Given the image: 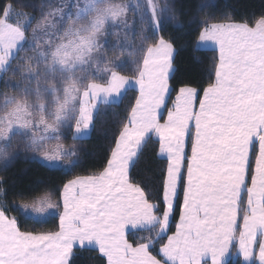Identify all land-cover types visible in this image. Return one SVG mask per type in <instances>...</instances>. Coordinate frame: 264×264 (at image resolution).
<instances>
[{
    "label": "snow or ice",
    "instance_id": "6c2138e0",
    "mask_svg": "<svg viewBox=\"0 0 264 264\" xmlns=\"http://www.w3.org/2000/svg\"><path fill=\"white\" fill-rule=\"evenodd\" d=\"M64 7L76 10L61 7L42 13L31 41L28 25L9 22L12 6L0 8V76L10 70L39 75L32 66L35 61L45 66L46 75L58 74L63 85L45 89L53 95L54 107L39 103L35 115L26 96L4 98L0 159L8 161V148L21 129H34L25 150L39 153L46 162L74 156L75 149L61 142L62 129L71 130L74 122L73 139L81 138L99 112L96 102L121 97L133 79L139 96L106 166L97 174L68 181L62 204L45 196L40 207L35 201L31 206L10 205L0 179V264H72L74 248H98L107 264H208L209 254L211 264H228L226 254L237 245L244 264H264V15L244 22L204 20L199 41L219 45L215 77L202 89L183 85L172 100L170 41L160 36L146 49L142 43L137 51L146 54L142 64L135 62L133 79L117 70L123 62L115 60L101 75L100 37L113 22L129 27L121 19L125 8L113 0H76ZM146 9L158 30L168 9H158L153 0H147ZM26 45L36 55L20 57ZM94 62L98 72L85 83L77 69ZM41 129L43 134H38ZM152 132L159 136L160 153L168 161L155 202L130 172ZM181 189L180 220L164 243ZM46 209L58 212V231H22L16 217L8 215L20 211L39 223L43 216L33 213ZM131 230L148 234L129 242L125 233Z\"/></svg>",
    "mask_w": 264,
    "mask_h": 264
},
{
    "label": "trees",
    "instance_id": "16d2710c",
    "mask_svg": "<svg viewBox=\"0 0 264 264\" xmlns=\"http://www.w3.org/2000/svg\"><path fill=\"white\" fill-rule=\"evenodd\" d=\"M66 2V0H0V8L5 4H10L16 8L19 5L32 4V6L38 5L41 13H48L53 11L56 6L67 5ZM170 2L173 10L172 19H162L157 31L153 30L150 24L151 28L149 27L146 33L148 37L146 42L141 36L137 24L135 22L132 23V18L136 17L137 14L134 15L131 11L127 13L123 20H127L130 27L123 34H125V38L129 39V44L128 46H120L127 48H118L113 52H110L107 46L103 45L101 47L99 52V55H101L99 57L100 74L103 73L102 70L105 67L111 66V61L115 60L117 64L123 62L117 70L122 75L133 78L137 67L135 62H141L145 54V52L137 50L142 43L146 49L154 41L158 40L160 36H163L172 43L175 52L172 63L173 73L169 80L171 97L174 100L179 88L183 85L188 84L202 89V86H206L210 79H214L217 65L216 54L212 51L198 50L196 47L204 20H208L210 23L244 22L258 19L264 15V0H213L212 3L205 6H203L204 0H170ZM33 14L35 16L34 23L30 25L26 32L30 41L31 34L28 31L40 20L37 19L39 17L37 12H33ZM147 16L150 15L147 14ZM109 31L108 35L110 36L112 33ZM121 41L122 39L116 38L117 44ZM40 45L43 44L41 43ZM26 49V51L19 53L20 57L36 55L34 51L28 49L27 45ZM34 63L35 61L32 62L33 67H38V71L41 74L43 66H37ZM17 64L18 62H14L13 69L17 68ZM25 67L27 66L25 65ZM90 68L97 71V63ZM13 72L15 73L16 71L11 70L1 77L0 93L6 94L10 90L13 91L14 89L10 88V85L19 86L18 82L20 83L21 81H18ZM21 79L23 78L21 77ZM201 93L202 90L200 95ZM136 98V91L127 90L119 103L99 106V112L96 113L92 123L90 136L87 139L76 142L80 147L79 154L75 163L69 169L49 168L36 160L20 156L14 159L8 167L0 171V179L5 182L3 188L6 190L7 202L10 205L15 204L17 206L29 204L48 194L51 195L54 201H59L61 190L68 181L102 171L107 164L108 158H110L111 149L115 147L116 138L128 121ZM171 103L172 101L170 100L169 107ZM68 137V142H70V134H68ZM158 148V143L150 138L143 146L134 166L130 170L131 175L134 177V183L144 188L146 193L151 195L153 202L162 192V176L167 169L166 162L158 157ZM181 199L182 189L180 190L175 213L170 222L168 235L175 231L180 214ZM8 215L16 217L18 226L22 231L54 232L59 229V216L56 214L39 223L31 218H26L20 211H11ZM147 234L142 231L131 232L126 235V239L132 242ZM165 241L166 238L164 237L163 242L165 243ZM158 247L159 244L157 245ZM74 253L72 264H107L106 260L95 250L74 249ZM228 264H240V262L230 260Z\"/></svg>",
    "mask_w": 264,
    "mask_h": 264
},
{
    "label": "rangeland",
    "instance_id": "374dc122",
    "mask_svg": "<svg viewBox=\"0 0 264 264\" xmlns=\"http://www.w3.org/2000/svg\"><path fill=\"white\" fill-rule=\"evenodd\" d=\"M65 1V0H64ZM66 4L70 5V4H75L76 0H66ZM82 2V0H81ZM114 3L121 5L122 7L125 8V15L121 18L123 19L128 12H132V14H137L136 17H133L132 19V23H136L137 26L139 27L140 30V34L141 36L144 37L146 36V33L148 32L147 30H149V25L151 24L153 27V30L157 31V29L155 28V26L152 24V22L150 21V16H151V10L150 9H146V2L147 0H113ZM153 2L157 5L158 9L159 8H164L166 7L168 10L165 11L164 13H162V19L166 20V19H172V6H171V2L170 0H153ZM213 0H204L203 6H205L206 4L212 3ZM58 5V4H57ZM52 6H54V4H52ZM65 5L62 4V7L64 8V11H71V12H75V8L72 7L71 9H69L68 7H64ZM13 8V13H12V20H10L9 22L11 23H20L22 25H28V28L30 27V25L34 23V14L33 12H37L39 17H37V19H41V11L40 8L38 7V5L32 6V4L30 5H19L17 8L16 7H12ZM61 8L60 6H56L55 9H59ZM28 10V11H26ZM23 13L22 16L17 17L15 14L16 13ZM147 14H149L150 16H147ZM132 15V16H134ZM148 18H147V17ZM139 17L141 18L139 20ZM39 21V20H38ZM37 21V22H38ZM36 22V24H37ZM36 24L31 27V29L28 31L30 32L29 34H31L32 36V28H34L36 26ZM129 25V23H128ZM65 27H67V25H65ZM107 30L111 31V35L109 36L107 35H101L100 37V44L103 46H107V48H109L110 52H113L115 49L118 48H127V47H120L122 45H126L128 46L129 44V39L125 38V33L126 30L128 28H125L123 26V24L119 23V22H113L110 26H106ZM151 28V27H150ZM109 31V32H110ZM116 38L122 39V41L117 44L116 43ZM40 48H43V45H40ZM134 50V49H133ZM101 55L98 54V57H100ZM100 60V59H99ZM36 63H34L35 65ZM96 62H94L92 65H95ZM42 65V72L39 75H35V74H29L27 71H16L14 74L16 75V78L18 79V81H21L20 83L18 82L19 86L17 85H10V88H13V91H9V93L3 94L0 93V104L3 103L4 98L7 97H16L18 99L24 98L25 96L27 97L29 103L33 106V108L31 109L34 113V115L36 114V106L39 103H45L47 105H49L50 107H54V97L52 94H50V92L45 91V89H49L52 87V85L55 83L56 86L58 88H62L63 85L61 83H59V76L58 74L53 77L52 75H46L44 73V65ZM33 66V64H32ZM11 71V70H10ZM13 71V70H12ZM100 71V70H99ZM96 72H98V70L94 71L92 70L90 67H88L87 65H85L83 67V69H77V76L84 78V82L87 83L94 74H96ZM101 72V71H100ZM104 75V73H102ZM101 74V75H102ZM3 76V75H2ZM0 76V80L1 77ZM21 77L23 79H21ZM38 93H39V99H38ZM61 98L63 97V93L62 91L58 93ZM76 104L78 103V100L75 102ZM2 114V113H0ZM67 128V126H66ZM34 131V129H21L20 130V134H17L16 136L13 137L12 139V144L11 147L8 148V152H9V157H8V161L5 162L2 159H0V171L5 169L6 167H8L14 159H16L17 157H23L26 159H32V160H36L38 162H40L41 164H43L44 166H47L49 168H53V169H64L67 170L70 168L71 165H73L74 161H76L78 154H79V150L80 147L78 145V143L76 142H68V134L66 129H62L63 131V135L61 136V142L65 145L66 148H74L76 155L74 156H69V157H63L61 158L59 161H53V162H46L45 159L43 157H41L39 155V153H33L31 151L25 150V145H27L28 143H30L31 140V136H32V132ZM27 132V135H24L23 133ZM38 134H43L42 129ZM49 144H54L56 143V141H48ZM45 196H50L51 195H45ZM45 196L41 197L40 199L35 200L36 202V206L40 207V203L39 201L44 198ZM51 199L53 200V198L51 197ZM54 201V200H53ZM60 201V199H59ZM34 202V201H33ZM32 203H29L28 205L31 206ZM25 204H20L18 206H23ZM46 207V206H45ZM29 212H31V207H29L28 209ZM51 212H55V210H51V209H46L45 213L42 214H36L33 213L34 216L36 215H40L43 216L46 213H51ZM58 215V214H56ZM59 216V215H58ZM45 220V219H44Z\"/></svg>",
    "mask_w": 264,
    "mask_h": 264
},
{
    "label": "crops",
    "instance_id": "0c3cea01",
    "mask_svg": "<svg viewBox=\"0 0 264 264\" xmlns=\"http://www.w3.org/2000/svg\"><path fill=\"white\" fill-rule=\"evenodd\" d=\"M196 47H197L198 50H201V51H212V52H214V53L216 54V56H217V65H218V63H219V45L216 44L215 41L200 42L199 39H198ZM145 54H146V52H145ZM145 54H144V55H145ZM174 54H175V52H174V49H173V53H172V57H171V68H170V70H169V71H170V74H169V80H170L171 75H172V73H173V65H172V63H173ZM141 64H142V61H141ZM215 69H216V68H215ZM214 77H215V75H214ZM130 79H133V78H130ZM128 90H134V91H136V92H137V97L139 96V86H138V85H135L134 79H133V85H132V86H129V87H128ZM177 93H178V92H177ZM123 95H124V94H123ZM123 95H122V96H123ZM176 95H177V94H176ZM202 95H203V93H201V96H202ZM122 96L119 97V98H114V99H112L110 102H107V103H101V102H99V101H97L96 103H98L99 106H100V105L117 104V103H119V101L121 100ZM175 98H176V96H175ZM175 98H174V100H175ZM78 100H79V98H78ZM134 105H135V104H134ZM170 107H172V103H171V106H170ZM196 107H197V109H198V103H197ZM78 108H79V102L77 103V109H78ZM95 115H96V113L94 114V116H95ZM129 116H130V115H129ZM166 117H167V113H165V119H166ZM128 119H129V118H128ZM161 122L163 123V121H161ZM127 123H128V121H127ZM65 129H66L67 133L70 134V140H71V142L74 143V142H78V141H80V140L87 139V138L90 136V133H91V130H92V123L89 125V129L85 131V134H84L81 138H78V139H73V132H74V130H75L74 122H73V124H72V126H71V130H69L68 127H67V128L65 127ZM150 136H151V139L155 140V141L158 143V145H159V148H158V157H159V159L165 161L166 164H167L168 161H167L166 156H165V155H162V154L160 153V142H159V136H158L155 132H152V133L150 134ZM188 145H189V144H188ZM188 145L186 146L185 151H186V152L188 153V155L190 156V155H191V147L188 146ZM136 159H137V158H136ZM254 166H255V162H254V158H253V168H254ZM130 170H131V169H130ZM183 171L185 172V175H186V168H185ZM248 183H249V186H251L250 179H249ZM62 191H63V188H62V190H61V193H62ZM61 193H60V202H61V204H62ZM245 200H246V194H245ZM182 203H183V190H182L181 204H182ZM59 211L62 212V211H63V208L61 207V209H60ZM55 214H58V212L56 211V213H55V212L46 213L45 215H43V220L46 219V218H48V217H50V216H53V215H55ZM58 215H59V214H58ZM179 220H180V214H179V218H178V221H177L176 225L179 223ZM170 222H171V221H170ZM59 227H60V219H59ZM58 230H59V229H58ZM131 232H136V230L126 231V233H125V237H126V235H127L128 233H131ZM175 232H176V226H175V231H174L171 235H174ZM171 235H168V231H167V234L164 236V237L166 238L165 243H167V237H168V236H171ZM74 249H76V248H74ZM86 249H92V250H95V251H97V252L102 256V254L99 252L98 248H86ZM229 253H230V254H226V257H225V259L227 260V262H229L230 260H235V261H239L240 264H244L243 256L239 254L238 245H237L236 247H232V248H230V249H229ZM102 257H103V256H102ZM103 258L106 260V263H107V259H106V257H103ZM207 260H208V264H211L210 254H209L208 257H207ZM201 264H203V261H201Z\"/></svg>",
    "mask_w": 264,
    "mask_h": 264
}]
</instances>
